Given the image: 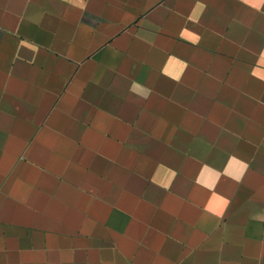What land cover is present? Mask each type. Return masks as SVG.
<instances>
[{
    "label": "crops",
    "instance_id": "1",
    "mask_svg": "<svg viewBox=\"0 0 264 264\" xmlns=\"http://www.w3.org/2000/svg\"><path fill=\"white\" fill-rule=\"evenodd\" d=\"M0 264H264V2L0 0Z\"/></svg>",
    "mask_w": 264,
    "mask_h": 264
},
{
    "label": "clouds",
    "instance_id": "2",
    "mask_svg": "<svg viewBox=\"0 0 264 264\" xmlns=\"http://www.w3.org/2000/svg\"><path fill=\"white\" fill-rule=\"evenodd\" d=\"M246 2H248V0H246ZM261 2H264V0H261Z\"/></svg>",
    "mask_w": 264,
    "mask_h": 264
}]
</instances>
